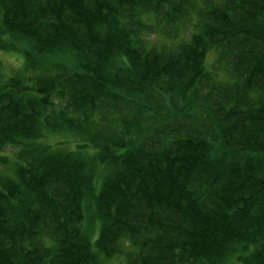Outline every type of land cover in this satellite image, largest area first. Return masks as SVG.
<instances>
[{
	"label": "trees",
	"instance_id": "trees-1",
	"mask_svg": "<svg viewBox=\"0 0 264 264\" xmlns=\"http://www.w3.org/2000/svg\"><path fill=\"white\" fill-rule=\"evenodd\" d=\"M7 36L74 65L0 76V264H264V0H0ZM160 88L212 125L142 128Z\"/></svg>",
	"mask_w": 264,
	"mask_h": 264
},
{
	"label": "rangeland",
	"instance_id": "rangeland-1",
	"mask_svg": "<svg viewBox=\"0 0 264 264\" xmlns=\"http://www.w3.org/2000/svg\"><path fill=\"white\" fill-rule=\"evenodd\" d=\"M149 17L151 16H146L145 20H150ZM161 24V22H155L154 26L157 28V30H161ZM190 24L191 19L188 18L182 22L181 26H185V28L188 29L190 27ZM155 27H153L152 33L150 34V37L152 39H155V36H157ZM167 29L168 28L164 29V31ZM26 42L27 41L25 40H16L13 37L7 36V39L5 40V47L0 48V76H7L9 79H12L13 76H17L18 73L21 75L25 73L30 79L29 84H25L27 87H29L26 89H30V91H34L38 95L40 93H43L48 87L51 88L54 86L55 90V81L53 82L52 79H48L50 76L40 72H43L44 70L49 68L52 73H68L70 69L73 68L74 63L70 59H64L67 55H61L63 59H53L54 57L42 54L38 57L37 52L27 46ZM217 53L218 52L215 50L210 53L209 67L212 72L216 71V73H219V75H216L210 72L214 82L221 81L224 78L219 71L222 67V62H219L220 59ZM34 55L36 57H34ZM207 88L209 87H206L205 90ZM159 93V95L149 93L141 98L140 101H138L137 99L129 98L127 100L129 106L133 105L131 103V100H135V104H140V108H142V111L140 110L139 112H142L144 115L146 113V122L142 125V128L147 127L152 129L153 131L152 126L156 125L158 127V130H160L159 128L172 126L173 123H176L178 121L184 123L190 121L194 124H204L206 126L211 124L208 120H204V117H206L207 119L210 115V109L207 107L208 103L201 104L199 100L195 103H190L187 105L186 102L182 101L180 98L175 97L173 94L168 93V91H165L163 88L159 89ZM128 96L134 98L133 95L128 94ZM124 99L126 100L127 98ZM204 99L205 97H203V100ZM144 104L147 105L144 107ZM120 105L121 108H119V110L122 116L128 120L133 117L135 111H138V108L135 110V107L133 106L130 108H126L124 103H121ZM185 107L187 108V110H184ZM155 129L156 128H154V130ZM134 133L139 135V132H137L136 129H133L132 131L124 134L123 137H127L128 140L132 141L136 138ZM55 136H57V138L59 139H62L64 146L71 148L76 147V142L81 139V137L74 133ZM17 149V147L6 146V148L1 151L4 153L10 152L13 154L14 151H17ZM90 151L93 152V148H91ZM3 166L4 165L0 164V168H2ZM9 173H12V169H10ZM101 258L104 259V256L101 255ZM103 264H123V262L120 261L118 257H113L110 259H106Z\"/></svg>",
	"mask_w": 264,
	"mask_h": 264
}]
</instances>
